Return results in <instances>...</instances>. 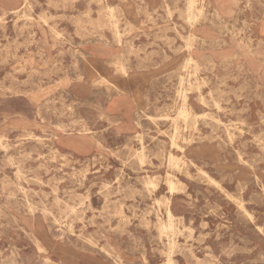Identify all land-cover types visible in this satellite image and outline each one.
<instances>
[{"label":"rangeland","instance_id":"obj_1","mask_svg":"<svg viewBox=\"0 0 264 264\" xmlns=\"http://www.w3.org/2000/svg\"><path fill=\"white\" fill-rule=\"evenodd\" d=\"M200 4L0 0V264H264V0Z\"/></svg>","mask_w":264,"mask_h":264},{"label":"bare ground","instance_id":"obj_2","mask_svg":"<svg viewBox=\"0 0 264 264\" xmlns=\"http://www.w3.org/2000/svg\"><path fill=\"white\" fill-rule=\"evenodd\" d=\"M191 1V3H197L198 4V7L201 9V4H200V1L201 0H190ZM199 8H198V10H199ZM189 18V17H188ZM199 18V15H197L196 16V18H195V20L196 19H198ZM194 35V34H193ZM192 35V36H193ZM191 36V35H190ZM196 38V37H195ZM187 47V46H186ZM189 53V52H188ZM187 58H188V62H189V64H192L194 67L196 66V60H195V56L192 54V53H190L188 56H187ZM186 58V59H187ZM190 75V74H189ZM199 91V90H198ZM183 113H187V110H184L183 111ZM176 139V138H175ZM174 141H176V140H174ZM235 141V140H234ZM175 159V157H173V160ZM175 177V176H174ZM169 184H170V189L171 190H174V188H175V185H176V181H175V179L174 178H172V179H170L169 180ZM168 215H169V219L173 216V214H172V212H171V210L169 209L168 210ZM172 219V218H171ZM170 224H171V221H170ZM164 226V225H163ZM169 227H172V225L171 226H169ZM166 228H168V227H166ZM165 229V228H164ZM163 229V231H166V230H164ZM167 230H169V228L167 229ZM170 230H172V229H170ZM168 232V231H167ZM172 241V243H173V240H171ZM172 249V248H171ZM170 261H171V259H170ZM171 263H172V261H171Z\"/></svg>","mask_w":264,"mask_h":264}]
</instances>
